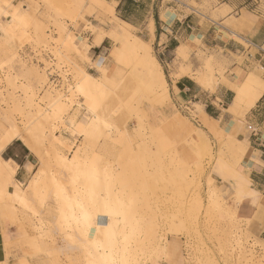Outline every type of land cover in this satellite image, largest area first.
<instances>
[{"label": "rangeland", "instance_id": "rangeland-1", "mask_svg": "<svg viewBox=\"0 0 264 264\" xmlns=\"http://www.w3.org/2000/svg\"><path fill=\"white\" fill-rule=\"evenodd\" d=\"M52 1L59 7L67 3V0ZM10 2L21 10L35 9L39 16H42L41 12L44 11L40 0ZM79 2L71 6L72 9L61 17V21L68 31L77 36L78 42H76L85 50L86 55L77 56L71 48L67 54L70 52L68 56L75 63L90 73L97 82L105 84L108 93L113 92L115 98L120 97L119 100L116 99L118 104L111 94L108 96L109 99L107 98L110 106L112 103L114 106L118 105L116 108L119 112L116 109L117 112L113 116L116 125L104 126L97 145L115 168H118L116 163L126 162L137 166L139 175L133 177V184L139 186L144 179L143 187H145L138 198L148 207L140 204L142 210L139 213L153 232L148 248L150 255H153L144 264H264V241L259 239L262 225L256 217L255 209L248 210L252 205L248 199L253 197L254 191L250 193L248 189L247 174L244 176L240 173L235 177H239V181L244 179V186L247 188L237 193L234 187L222 183L219 178L228 179L229 176L222 173L218 177L215 173L216 167H222L220 164L223 163L227 165L231 176L235 175V168L240 159L232 155L245 154V141L237 139L234 130L225 131L219 122L208 120L206 115L201 117L202 125L200 111L204 112L203 104L182 100L174 88L175 79L184 76L185 72L205 73L204 69L207 67L205 68L204 63L206 60H211L210 58L213 59L210 62V69L218 85L223 83L234 90L233 83H229L225 77L235 75L236 81L245 74L243 76L238 67L230 68L231 62L220 48L207 46L199 39L195 45L186 49L183 57L174 54L175 43L172 42L168 48L162 49L154 38L149 41L139 36L136 28L131 31L133 38H129L130 40L120 38V43H116L113 35L119 27V18L115 17L114 5H111L114 2L108 0ZM64 7L67 8L65 5ZM0 12V22L10 19L3 13L1 7ZM26 18L29 19L28 14ZM212 18L215 19L214 14ZM42 19L47 25L46 32L52 35L54 41L59 37L58 27L52 24V17H47L45 14ZM28 31L31 33L30 29ZM28 33L21 38L20 48L18 47L20 54L16 58L18 63L15 64V59H12L14 63L9 60L2 63L3 68L0 67L2 73L0 87L4 85L0 91L1 95H5L6 101H8L6 93L8 87L5 88V80L1 77L5 76L3 73L7 68L8 70L12 68L11 72L25 68V75L28 77L21 79L30 82L31 86L36 88L38 84L35 82V76L28 67L34 64L39 69H44L48 75L47 80L56 88L62 90L64 86L61 75L65 64L57 67L55 64L57 60L51 56L50 50L47 51L48 47L38 44L36 47L35 42H33L34 47L31 46L32 38ZM97 33L102 36L99 44H95ZM135 38L138 42L134 45L131 39ZM179 40L181 44L184 39ZM117 44H119L118 50L111 54ZM63 51L66 52L65 49ZM0 59L4 58L0 56ZM19 59H24V64ZM25 60L28 61L27 65ZM157 69L163 73L161 78L157 75ZM69 73L70 71L66 74ZM112 81L113 83H110ZM215 87L217 88V85ZM39 88L42 95V88L40 86ZM216 88L206 91L212 92ZM121 97L125 99L122 100ZM74 100L77 103H72L68 113L71 115L76 111L77 129H80L87 120L88 112L84 106L78 109L77 105L83 103L79 97H74ZM3 104L0 102V106ZM113 111L115 112V108ZM244 113L234 117H243ZM9 125L15 128L21 126L16 114L11 117ZM66 129L61 126L56 134L75 148L81 138H75ZM238 140L244 145L243 153L237 152L235 144H238ZM5 144L7 143L3 141L0 131V150ZM63 151L70 156L71 150L63 148ZM35 164L36 168L37 158ZM245 169L244 166L243 170ZM2 179L0 176V188L4 189ZM25 181L22 180L20 186ZM118 188L122 189L121 186ZM32 202L36 203L30 198L29 204ZM33 204H30V207L38 211L43 210L37 203ZM10 205L11 201L6 198L0 201V222L8 227L3 240L5 260L0 264H82L83 257L79 250L68 247L60 232L50 230L51 234L48 231L45 235H39L32 228L31 212L27 209L28 212L24 209H15ZM233 231L239 235L235 236L239 237V246L231 247Z\"/></svg>", "mask_w": 264, "mask_h": 264}, {"label": "bare ground", "instance_id": "bare-ground-1", "mask_svg": "<svg viewBox=\"0 0 264 264\" xmlns=\"http://www.w3.org/2000/svg\"><path fill=\"white\" fill-rule=\"evenodd\" d=\"M10 1L1 0L0 4L3 13L10 18L8 21L0 22V56L4 58L0 59L2 60L0 67L3 68L2 63L12 59H15V64L18 63L16 60L20 54L18 47L22 42V36H25V33H30L29 29L31 33L28 35L32 38L31 46L35 42L36 47H38L37 44L48 47L47 51L50 50L51 53H47L57 60L56 66L65 64V67L62 75L60 74L62 85H64L62 90L47 80L48 75L43 68L41 70L34 64L33 66L30 64L28 67L31 68V74L35 76L36 81H34L38 84L36 88H33L30 82H24L21 79L28 76L25 75V68H23L24 70L20 69V66L18 72H15L17 69L14 72H11L12 68L5 69L6 71L3 73L5 76L1 77L5 80V88L8 87L6 89L8 101L0 91V102L4 103L3 106H0L2 139L9 143L18 137L25 142L34 158H37L38 165L28 180L20 186V182H17L14 177L17 166L11 164L10 161L0 159V176L5 185L4 189L0 188V201L6 198L11 201L10 207L24 209V211L29 210L33 216L32 228L39 235H45L50 230L60 232L68 247H75L79 250L83 257L82 264H144L153 255L148 252L153 232L139 213L142 210L140 204L148 207L138 198L139 193L145 187H143L144 179L139 183L141 186L133 184V177L139 175L137 166L126 162L116 163L118 168H115L97 145L104 126L107 124L116 125L113 116L114 113L119 112V109L116 108L118 105L114 106L112 103L110 106L108 96L111 93H108L106 85L97 82L90 73L75 63L68 56L70 52L67 54L71 48L77 56L85 57L86 55L85 50L77 43V36L75 37L68 31L66 25L61 21V17L72 9V5L83 0H67V3L64 4L67 8L64 5L61 7L54 5L52 0H40L44 7L42 14L39 13L42 16H39L35 9L21 10ZM26 13L29 15V19L26 18ZM45 14L47 17H52V24H55L59 29V37L57 35L58 38H55L54 41H52V35L45 30L47 25L43 23L42 19ZM118 22L119 27L113 35L115 42L120 43V38H133L131 31L134 27L121 19H118ZM95 39V44L101 42L100 33H97ZM131 41L135 45L138 39H131ZM116 46L111 54L118 50L119 44ZM188 47H190L188 40L182 42L174 49V54L177 57H183ZM41 59L43 60V58ZM211 60H206L204 63L205 68L207 67L204 69L205 73L190 74V72H185L184 76L190 75L199 87L204 89L216 88L218 82L215 81L210 69ZM19 61L24 64V59H19ZM26 62L28 61L25 60V64ZM69 71V75L66 74ZM156 71L158 77L161 78L162 71L160 69ZM260 73L259 70H253L233 83L234 97L227 108L233 116L242 115L249 108L251 109L264 92V80ZM39 86L42 88V95L38 90ZM3 90L5 91V89ZM126 94L123 95L126 96ZM76 96L83 101L77 105L78 109L84 106L88 112L87 120L80 129H77L78 115L76 111L71 115L68 113L72 103H77L74 100ZM111 96H113V92ZM116 99L119 100L120 97L118 99L116 96L114 100L118 104ZM113 108H115V112ZM116 109L118 110L116 111ZM15 114L21 123L19 128L9 125L11 117L13 118ZM207 118L214 123L218 122L208 116ZM61 126L63 129L67 128L68 130H66L75 138H81L75 148H72L71 144L56 134L57 129ZM235 146L238 153H243V143L239 141ZM62 147L71 150L70 156L66 151H63ZM129 178L131 179L129 180ZM118 186H121L122 189H119ZM30 198H33L43 210L38 211L32 206L30 207V204H33V202L29 204ZM248 200L252 203L248 210L255 209L259 223L264 225V193L254 191L253 197ZM231 234H234L231 236L233 244L231 247L239 246V235L236 231ZM236 234L237 237H235Z\"/></svg>", "mask_w": 264, "mask_h": 264}, {"label": "crops", "instance_id": "crops-1", "mask_svg": "<svg viewBox=\"0 0 264 264\" xmlns=\"http://www.w3.org/2000/svg\"><path fill=\"white\" fill-rule=\"evenodd\" d=\"M108 1L114 2L115 17L131 24L137 29L139 36L149 41L154 38L162 49L168 48L172 42L175 43V49L179 45V39H184L183 42L188 40L192 47L199 39L207 46L220 48L230 60L231 69L238 67L243 76L253 70H259L264 80V0ZM213 14L215 19L212 18ZM225 78L229 83H234L236 76ZM174 88L182 100L203 104L204 112L200 111V120L204 115L219 120L225 131L234 130V136L245 141V154L232 155L240 159L235 168V175L231 176L227 165L223 163L220 164L223 168L217 166V169H214L218 177L222 173L229 176L228 179L219 177L221 182L230 184L240 193L244 188L247 189L244 186L245 180L239 181L240 178L237 177L239 179L235 181V177L240 173L244 176L247 174L246 183L250 193H264V92L243 117L235 118L227 110L234 97V91L223 83L209 92L186 75L175 79ZM239 119H242V122ZM201 122L203 125V120ZM0 159L17 166L14 177L20 183L22 180H28L36 166L28 146L17 138L4 145L0 150ZM7 228L0 222V262L5 260L3 240ZM259 239L264 241V225L260 227Z\"/></svg>", "mask_w": 264, "mask_h": 264}]
</instances>
